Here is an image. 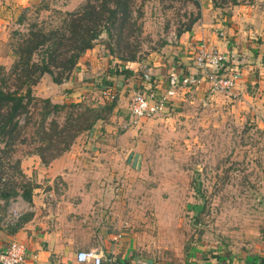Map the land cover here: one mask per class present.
Masks as SVG:
<instances>
[{
  "label": "rangeland",
  "instance_id": "rangeland-1",
  "mask_svg": "<svg viewBox=\"0 0 264 264\" xmlns=\"http://www.w3.org/2000/svg\"><path fill=\"white\" fill-rule=\"evenodd\" d=\"M66 1L39 0L18 7V12L0 25V72L12 65L14 44L29 25L46 29L58 24L60 12L68 10ZM83 1L70 0L68 5L74 9ZM258 1L237 0L238 4ZM206 3L209 1L132 0L131 25L123 30V43L117 46L114 33L109 37L104 31L95 43L105 44L119 66L125 64L120 57L130 53L135 61L146 60L170 44L168 37L199 18ZM95 80L96 85L103 81ZM221 94L209 91L198 96L187 91L183 101L164 113L135 121L122 117L126 126L122 130L114 118L103 120V125L117 126L116 141L124 130L121 141L130 146L111 150L121 159L112 163L102 160L101 166L95 167L103 173L99 176L102 206H108L104 214L108 223L104 225L113 233L128 234L135 255L172 261L195 246L238 253L263 235L264 128L248 106L236 105L233 98L224 100ZM123 95L128 101L130 90ZM102 96L95 91L82 102L101 103ZM80 134L79 142L90 141ZM111 135L105 136L109 139ZM33 146L19 144L15 155L21 160ZM86 153L92 157L89 150ZM7 174L10 171L0 172L2 179L8 178Z\"/></svg>",
  "mask_w": 264,
  "mask_h": 264
},
{
  "label": "crops",
  "instance_id": "crops-1",
  "mask_svg": "<svg viewBox=\"0 0 264 264\" xmlns=\"http://www.w3.org/2000/svg\"><path fill=\"white\" fill-rule=\"evenodd\" d=\"M208 1L201 6L199 18L190 28L177 35L175 44L166 43L146 60L123 62L124 65L117 67L118 70L127 69L131 74H108L116 60L108 55L105 44L96 42L78 58L67 78L55 83L50 75L43 74L32 86V94L48 98L53 103L78 102L95 91L102 94L105 91L101 90L103 85H96L95 79L105 76L111 84L106 91L115 96V106L108 119L114 118L122 130L126 126L120 120L128 117L132 92L152 89L162 93L167 88L169 72H196L194 54L197 47L204 45L224 54V72L231 69L239 72L234 88L220 97L227 101L233 98L240 107L241 104L248 106L257 124L264 128V0L226 8L214 7L211 0ZM38 2L0 0V25L4 26L15 10L18 12V7ZM69 2H64L65 9L71 10L73 7L68 5ZM197 71L200 84L178 90L167 110L183 101L187 91L198 96L209 92L210 83L206 76L209 69L206 73ZM127 90H130L128 101L123 95ZM103 124L105 121H97L83 132L90 141L79 142L78 137L82 134L78 135L67 151L47 164H42L33 153L21 158L20 167L24 168L22 171L33 188L29 201L20 197L23 212L19 221L8 226L0 224V249L10 241L24 244L26 255L21 264H92L75 261V253L87 249L101 254V264H264V235H259L238 253L195 246L172 261L157 262L135 255L133 241L128 234L113 233L104 225L108 223L104 215L108 206H102L99 176L103 173L95 167H100L102 160L112 163L121 159L112 155L111 150L130 146L121 141L126 133L124 130L120 132V140L116 141L117 126ZM108 133L112 134L109 139L106 138ZM85 150H89L92 157L85 154Z\"/></svg>",
  "mask_w": 264,
  "mask_h": 264
},
{
  "label": "trees",
  "instance_id": "trees-1",
  "mask_svg": "<svg viewBox=\"0 0 264 264\" xmlns=\"http://www.w3.org/2000/svg\"><path fill=\"white\" fill-rule=\"evenodd\" d=\"M211 1L218 8L238 4L237 0H231L229 5H223L226 0ZM131 3L132 0H84L73 10L60 12L58 24L46 29L30 24L15 42L16 58L7 71L0 72V172L10 171L8 178L0 176V200L4 204L17 196L29 201L31 196L33 184L20 169V159L15 155L19 144L34 145L26 153L37 155L42 164H47L67 151L80 133L111 114L115 96L110 91H105L102 102L97 104L53 103L34 96L32 86L43 74L50 75L55 83L67 78L78 58L92 48L103 31L109 37L114 33L116 45H121L123 30L131 25ZM196 19H191L176 35L188 30ZM120 59L134 62V53ZM118 66L113 64L108 74H131L127 69L118 70ZM102 80L101 90H106L111 84L105 76Z\"/></svg>",
  "mask_w": 264,
  "mask_h": 264
},
{
  "label": "built area",
  "instance_id": "built-area-1",
  "mask_svg": "<svg viewBox=\"0 0 264 264\" xmlns=\"http://www.w3.org/2000/svg\"><path fill=\"white\" fill-rule=\"evenodd\" d=\"M166 40L170 44H175L177 42V35L173 34L171 38L168 37ZM225 62V56L221 52L207 49L204 45L197 47L193 60L196 72L182 74L174 71L169 72L167 76V88L162 93H157L152 89L148 90V92L140 90L132 92L127 108L129 120L135 121L164 113L169 106L170 100L176 96L178 90L192 88L200 84L201 78L198 75L197 69L205 73L206 69H209V73H206L208 82L210 83L209 91L226 93L233 89L239 78V72L237 69L224 72ZM22 212L23 206L20 197L10 198L7 203L0 206V224L3 226L16 224ZM25 249L24 244L21 242L10 241L6 247L0 249V264H21L26 255ZM101 258V254L94 249L78 250L75 253V261L78 263L101 264ZM108 264L111 263L108 262Z\"/></svg>",
  "mask_w": 264,
  "mask_h": 264
}]
</instances>
